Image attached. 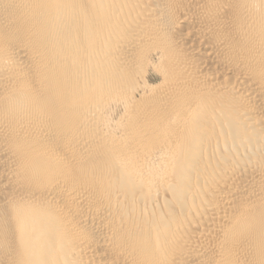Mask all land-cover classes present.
<instances>
[{"label":"bare ground","instance_id":"bare-ground-1","mask_svg":"<svg viewBox=\"0 0 264 264\" xmlns=\"http://www.w3.org/2000/svg\"><path fill=\"white\" fill-rule=\"evenodd\" d=\"M0 264H264V0H0Z\"/></svg>","mask_w":264,"mask_h":264}]
</instances>
